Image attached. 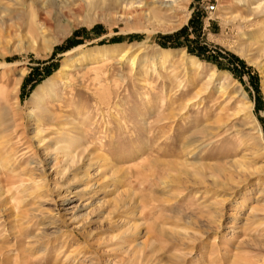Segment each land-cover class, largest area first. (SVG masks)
Segmentation results:
<instances>
[{"label":"rangeland","instance_id":"1","mask_svg":"<svg viewBox=\"0 0 264 264\" xmlns=\"http://www.w3.org/2000/svg\"><path fill=\"white\" fill-rule=\"evenodd\" d=\"M129 2L0 0V264H264V0Z\"/></svg>","mask_w":264,"mask_h":264},{"label":"bare ground","instance_id":"2","mask_svg":"<svg viewBox=\"0 0 264 264\" xmlns=\"http://www.w3.org/2000/svg\"><path fill=\"white\" fill-rule=\"evenodd\" d=\"M260 4H261V2L257 3L256 5H254L252 7H251V5H248L247 7H245V9H246L245 14L236 13L230 18V20H232V21L240 20L246 24V27H253V26L258 25L259 23L264 25V16L259 15ZM129 5H130L129 9L131 10V13H134L136 15H144L145 17H147L149 20L152 21V24H154L157 29L171 30V29H173V28L175 29V27H177V25H172V24L166 25V22L162 21L159 18L157 19V16L154 15L150 9V7L152 9H156L159 11L174 9L177 6V0H130ZM240 24H242V23H240ZM255 35H256L255 33H251V34H248L245 38L247 41L252 40V39L255 41L257 39L255 43H262L263 45L261 48L264 51V34H262L261 36H257V37H255ZM259 39L261 42H258ZM244 52H245V50H244ZM172 53L173 52L169 49H160L159 51H157L153 55H151L149 58H147L146 61L149 64H154L158 61H165L169 57H171ZM179 53H182L181 56L183 58H185L188 61V63H190L191 65H193V64L196 65L197 63L200 64V62H198V60L195 57L188 56L183 51H180ZM134 60H135V58H132V64H133ZM1 65H5V64L1 63ZM61 71L62 70H60L59 72H61ZM209 78L212 80V78H214V76L210 75ZM53 79H54V77H50L47 80H45L42 84H40L35 89V91L31 95L30 100L35 101L34 108H37L38 104H41L43 101H46V100L52 98L53 96L55 97V91H54L55 84L53 82ZM220 84L221 85L219 86V90L220 91L224 90L226 85L223 82ZM0 91H2V90H0ZM3 97L5 100L6 97L5 96H3ZM52 99H54V98H52ZM30 112L32 113L33 109ZM30 116L32 118H34L35 120L37 119V118H35L34 114L30 115ZM252 118H253V120H252L253 123L251 124L250 131H253V132H252V134H250L249 139L254 140L258 149L264 151V146L262 143V132H261L260 127H259L256 119L254 118V116H252ZM42 141L43 140L41 138H39L38 144L40 145ZM26 147L28 148L29 146H26ZM242 163L244 164V162H242Z\"/></svg>","mask_w":264,"mask_h":264},{"label":"trees","instance_id":"3","mask_svg":"<svg viewBox=\"0 0 264 264\" xmlns=\"http://www.w3.org/2000/svg\"><path fill=\"white\" fill-rule=\"evenodd\" d=\"M191 23H193V21L191 20L190 21ZM185 32H187V27H183L179 32H177L176 33V35H180V34H182V33H185ZM187 46V45H186ZM188 47V46H187ZM188 50H189V52H194L193 51V49H190L189 47H188ZM198 56H201L200 54H197ZM216 63V62H215Z\"/></svg>","mask_w":264,"mask_h":264},{"label":"built area","instance_id":"4","mask_svg":"<svg viewBox=\"0 0 264 264\" xmlns=\"http://www.w3.org/2000/svg\"><path fill=\"white\" fill-rule=\"evenodd\" d=\"M208 8H209V10H213L214 9V5L211 4V5L208 6Z\"/></svg>","mask_w":264,"mask_h":264}]
</instances>
